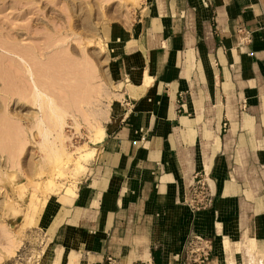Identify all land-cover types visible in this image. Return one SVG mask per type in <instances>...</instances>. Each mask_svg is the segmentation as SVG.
Returning a JSON list of instances; mask_svg holds the SVG:
<instances>
[{
	"label": "crops",
	"instance_id": "obj_1",
	"mask_svg": "<svg viewBox=\"0 0 264 264\" xmlns=\"http://www.w3.org/2000/svg\"><path fill=\"white\" fill-rule=\"evenodd\" d=\"M104 37L120 104L36 225L86 264H185L194 236L205 264H264V0H141Z\"/></svg>",
	"mask_w": 264,
	"mask_h": 264
},
{
	"label": "rangeland",
	"instance_id": "obj_2",
	"mask_svg": "<svg viewBox=\"0 0 264 264\" xmlns=\"http://www.w3.org/2000/svg\"><path fill=\"white\" fill-rule=\"evenodd\" d=\"M140 2L141 0H0V61L3 59L0 62V122L8 125L15 123L12 130L16 128V133L17 130H23L27 139L21 152L17 150L18 168L13 169L9 166L7 152H10L8 148H12L18 138L13 134L14 130L9 131L13 132L12 137H6V130L0 127V143H4L5 149L4 152L0 148V228L3 226L9 230L13 242L11 251L1 255L0 264H86L83 258L80 259L69 250H59L52 244L51 238L45 237L36 225V218L50 196L60 194L64 188L66 191L77 181L74 176L76 168H80L81 164L86 165L94 157L95 153L91 156V149H94L92 143L102 139L103 122L112 114V109L120 104L116 99V85L110 77V58L104 33L108 24L130 20ZM10 48L14 51L25 48L33 55L40 56L44 63L42 67L46 65L47 71H44L45 74L43 71L40 73L42 80L39 81L49 86L48 89H51L50 92L59 103H62V99L67 102L69 100L72 106V116L66 120L65 126L67 153L60 160L44 163V166H40L42 156L44 157L38 146L40 137L33 127L38 108L27 99H21L20 91L22 93L30 86L26 78H23L20 64ZM84 57L95 67L98 80L103 85L102 95L95 96L87 105L96 111L104 110L101 125L96 129H92L88 120L75 112L78 106L75 107L76 103H72L69 94L73 92L71 95H74V91L81 90L77 92L80 95L83 91L81 88L84 85L79 84L83 80L77 81H81V68L79 69L78 64ZM45 77L52 78L46 80ZM82 93L84 95L85 91ZM76 94L72 96L75 100ZM4 244L6 242L0 237V250Z\"/></svg>",
	"mask_w": 264,
	"mask_h": 264
},
{
	"label": "bare ground",
	"instance_id": "obj_3",
	"mask_svg": "<svg viewBox=\"0 0 264 264\" xmlns=\"http://www.w3.org/2000/svg\"><path fill=\"white\" fill-rule=\"evenodd\" d=\"M4 50H6V49L4 48ZM12 51H13V54L15 55V57L17 58V60L16 59L15 60L17 61V63L20 64V65L19 64H17V65H19V67H21V69L23 71V75H24L23 78L24 77L26 78V80H27V82H29V86H30L27 89L25 88L26 90L25 91L23 90L22 93L20 91V94H21V97H22L21 99H23V98L27 99L33 105H35L36 108H38L37 111H36V115L34 116L35 122H34V126L33 127H35V129H37L36 132H37V134L40 137V140L38 141V146L44 153V157L42 156V161L40 162V166H44V163H51V162L60 160L67 153V152H65V145H66L65 140L67 139V137L65 136V126H66V122H67L66 120L69 118V116H72L71 115L72 114V110H71L72 106H71L69 100L67 102V100L64 101V99H62V103H59L58 102L59 100L57 101L55 99V97L52 95L53 93L50 92L51 89H48L49 86L44 84L42 81H39V80H42V79H40V78H42L40 73L42 71H43V73H44V71L45 72L47 71V68H45L46 65H45V67H42V64H44V63H42L40 56H35L36 54L33 55V53L29 52L25 48H22V50H20V51H18V50L16 51V49H15V51L14 50H12ZM5 52H7V51H5ZM2 63H1V65H2ZM78 65H79V69L81 68V71H80L81 73L79 75L82 74V77H80L81 79H79L81 81H77L76 79H78V78H76L75 80L77 82H82V80H83V82L85 84L83 82L79 83V84L86 86L85 88H83L84 86L82 88L80 87L83 90L82 92L85 91V93H84V95H82L83 93L81 92L82 94L80 93V95H78V93L81 90L79 92L77 90L78 93L74 91L75 94L77 93L76 97H75L76 100L72 97V96H75V94L71 95L73 92L69 93L70 94V98L72 99L71 101H72L73 104L76 103L75 107L78 106L76 108L75 112L79 113V115L81 114L84 117L85 120H88V123L90 124L92 129H96V128L100 127V125H101V119L103 117L104 110L101 109L100 111L99 110L96 111L95 109L89 108L87 105L90 104V102H91L90 100H94L95 99L94 98L95 96L97 97V96L102 95L101 91L103 90V85L98 80L96 69H95L94 66H92V64L90 63L89 59H86L85 57H84L83 61H81V59H80V62H79ZM0 70H1V68H0ZM75 75L72 76L71 79H73V77H75ZM51 78L47 79V77H45L44 79L51 80ZM48 82H47V84H49ZM77 82H75V83H77ZM50 83H51V81H50ZM71 83H72V81H71ZM75 88H71V89L75 90ZM62 89L64 90V87ZM60 90H61V88H60ZM70 91L71 90H69V92ZM14 92H12V93H14ZM67 95H68V93H67ZM9 96H10V94H9ZM63 96H64V94H63ZM60 98H61V96H60ZM65 98H67V97L65 96ZM57 99H58V97H57ZM73 100H75L76 102L73 101ZM60 101H61V99H60ZM73 108H74V106H73ZM0 121H2V119H0ZM16 123H18V121ZM4 124H5L4 122H3V124L1 123L0 127L3 128L4 130H6V132H5L7 134L6 137L7 136L8 137H10V136L12 137L13 135L11 133H13V132L10 133L9 131H13L14 130L13 134H14V136L16 138H18V140L16 142H14L13 144L10 143V144L13 145V147L9 145L10 147H12V148H8V149H10L9 150L10 152L6 151L8 153V155H9L8 156V158H9L8 159L9 160V166L11 168H13V169H17L18 168V154H19V153L17 154V150H18V152H21V150L24 148L25 144L27 143V139L25 137L24 131L22 129H20L22 127H20L19 129L22 130L23 132L17 130L18 132L16 133V131H15L16 128L12 130L13 125H15V123L13 125L12 124L8 125L7 123L5 125ZM76 125L78 126L79 123H76ZM16 126H17V124H16ZM20 126H21V124H20ZM2 132H3L2 134H5L4 131H2ZM9 134H11V135H9ZM14 144H15V146H14ZM3 145H4V143H3ZM3 145H2V143H0V148L2 150L4 149ZM4 147H6V146H4ZM3 151L5 152V149ZM0 232H1L0 237L3 238L4 241L6 242V244H4V246L2 245L3 249L1 248L2 250H0V259H1V255L8 254L11 251V249H12L11 247L13 246V242H12V238H11L10 232H9V230L7 228L2 226L0 228Z\"/></svg>",
	"mask_w": 264,
	"mask_h": 264
},
{
	"label": "built area",
	"instance_id": "obj_4",
	"mask_svg": "<svg viewBox=\"0 0 264 264\" xmlns=\"http://www.w3.org/2000/svg\"><path fill=\"white\" fill-rule=\"evenodd\" d=\"M242 108H245V102H242ZM212 198L213 196L206 181L205 174H196L195 181L190 187V196L187 200L191 211L194 212L210 206ZM210 250L211 243L208 239L201 236H194L187 242L185 247L187 259L185 264H205L210 255ZM107 263L116 264L115 259L112 257L107 258ZM135 264H153V262L151 259H147Z\"/></svg>",
	"mask_w": 264,
	"mask_h": 264
}]
</instances>
